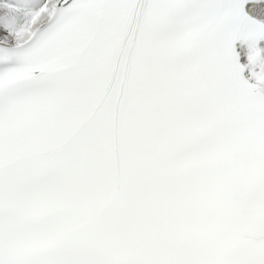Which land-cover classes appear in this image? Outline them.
Returning a JSON list of instances; mask_svg holds the SVG:
<instances>
[{
  "label": "snow or ice",
  "instance_id": "snow-or-ice-1",
  "mask_svg": "<svg viewBox=\"0 0 264 264\" xmlns=\"http://www.w3.org/2000/svg\"><path fill=\"white\" fill-rule=\"evenodd\" d=\"M0 264H264V0H0Z\"/></svg>",
  "mask_w": 264,
  "mask_h": 264
}]
</instances>
